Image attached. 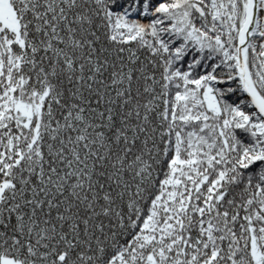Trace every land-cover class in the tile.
I'll use <instances>...</instances> for the list:
<instances>
[{"label":"snow or ice","instance_id":"6c2138e0","mask_svg":"<svg viewBox=\"0 0 264 264\" xmlns=\"http://www.w3.org/2000/svg\"><path fill=\"white\" fill-rule=\"evenodd\" d=\"M0 264H264V0H0Z\"/></svg>","mask_w":264,"mask_h":264}]
</instances>
